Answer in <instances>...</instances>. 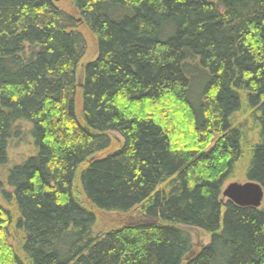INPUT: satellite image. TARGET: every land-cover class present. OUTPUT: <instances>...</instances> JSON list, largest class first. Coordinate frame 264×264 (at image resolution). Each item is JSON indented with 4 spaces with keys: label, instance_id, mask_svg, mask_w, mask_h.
<instances>
[{
    "label": "trees",
    "instance_id": "16d2710c",
    "mask_svg": "<svg viewBox=\"0 0 264 264\" xmlns=\"http://www.w3.org/2000/svg\"><path fill=\"white\" fill-rule=\"evenodd\" d=\"M67 1L0 0V264H264V0Z\"/></svg>",
    "mask_w": 264,
    "mask_h": 264
},
{
    "label": "rangeland",
    "instance_id": "374dc122",
    "mask_svg": "<svg viewBox=\"0 0 264 264\" xmlns=\"http://www.w3.org/2000/svg\"><path fill=\"white\" fill-rule=\"evenodd\" d=\"M57 5L66 10L67 12H70L71 14L75 15V11L71 8V6L69 5L67 0H54ZM79 25H80V29L84 35V37L86 38L87 41V51L85 56L83 57L80 65L78 66L77 70H76V74H77V78L80 82L81 80V69L83 64H85L86 62L93 60L96 56V47H95V40L92 37V35L86 30V28L81 24L80 19H77ZM196 91V90H195ZM244 117H240L238 121H242ZM247 127V126H246ZM107 135L111 138V143L108 149H106L105 151H102L98 154L95 155V157H99L102 156L106 153L112 152L113 150H115L116 148H118V146L121 144V136L115 132H108ZM27 149L24 144L19 145L17 148H13L11 150V160L12 161H19L23 155L27 152ZM9 158H10V154H9ZM246 161H247V156H244L243 159H241L239 161V163L236 165V170L235 173L233 175L232 178L228 179L226 181V183L224 184V186H226L228 183L231 182H239V183H243L245 182V179L243 177V171L246 165ZM80 201L84 203V205L86 207H89V205L83 201L82 197H79ZM95 215H96V228L98 231H104L108 228H114L118 225H120L122 222H124L125 219L128 218V216L126 215H120V214H115V213H109V212H101V211H95ZM131 215V214H130ZM136 218V216H134L132 219ZM184 229L189 233L190 237H191V242H192V251H194V253L203 245H206L209 241V237L201 230L196 229V228H191V227H184Z\"/></svg>",
    "mask_w": 264,
    "mask_h": 264
},
{
    "label": "water",
    "instance_id": "95a60500",
    "mask_svg": "<svg viewBox=\"0 0 264 264\" xmlns=\"http://www.w3.org/2000/svg\"><path fill=\"white\" fill-rule=\"evenodd\" d=\"M221 196L238 207L259 208L264 191L261 185L254 181L231 182L223 188Z\"/></svg>",
    "mask_w": 264,
    "mask_h": 264
}]
</instances>
